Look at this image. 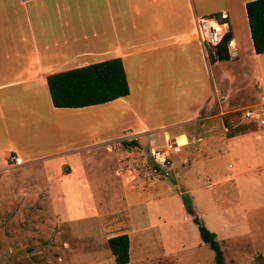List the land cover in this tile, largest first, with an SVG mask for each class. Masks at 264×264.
<instances>
[{
  "label": "crops",
  "instance_id": "1",
  "mask_svg": "<svg viewBox=\"0 0 264 264\" xmlns=\"http://www.w3.org/2000/svg\"><path fill=\"white\" fill-rule=\"evenodd\" d=\"M248 1L251 0H0V172L5 171L6 161L12 167L39 166L46 171L45 176L52 171L59 193L65 198L70 194L67 183L72 179L68 184L77 187L74 179L81 177L82 166L90 164L84 161L87 156L122 151L126 158H135L141 164L156 150L160 138L163 145L168 141L182 145L171 152L177 162L173 161L169 168L156 167L166 171L176 168L174 174L180 176L184 186L181 173L186 170L194 168L195 181L199 180L211 141H219L215 112L227 106L226 99L232 94L227 82L233 81V76L224 73L223 65L233 57L238 64H244L245 58L250 61L259 56L253 52L247 28L244 4ZM236 9L242 13L241 32L228 20ZM201 19L220 25L223 34L230 31L228 60L208 62L214 48L204 47L198 37ZM115 58L121 61L128 95L84 108L52 106L47 76ZM256 67H247L250 81L255 80L264 93V81L256 79L261 72L258 64ZM187 94L196 95L190 112L184 102L182 108H177L179 98ZM162 96L174 102L173 107L161 109L168 117L159 114L149 130L123 135L124 130L133 128L135 103L151 108ZM259 99L264 101V96ZM238 136L244 135H230L222 142L240 141ZM261 140L264 139H257ZM121 142L127 146H121ZM125 149L129 151L125 153ZM232 157L236 165L235 169L228 165L231 173L226 181L235 186L250 165L244 155ZM118 164L112 171L114 184H120L122 178L127 196L145 190L155 192L150 171L144 172L146 179L140 183L135 165L122 164V160ZM127 166L131 169L124 174ZM129 179L134 184L127 182ZM163 185L160 189L167 195ZM188 193L192 191L186 189L181 194ZM149 199L145 200L154 203L155 197ZM191 204L196 208L193 200ZM207 211L217 217L224 215L211 200ZM130 222L128 230L132 232ZM144 228L148 227L137 231ZM240 232H245L242 224L226 236L234 241ZM125 235L130 264V234Z\"/></svg>",
  "mask_w": 264,
  "mask_h": 264
},
{
  "label": "rangeland",
  "instance_id": "2",
  "mask_svg": "<svg viewBox=\"0 0 264 264\" xmlns=\"http://www.w3.org/2000/svg\"><path fill=\"white\" fill-rule=\"evenodd\" d=\"M234 13L228 17L229 23L241 32V12L236 9ZM244 61L247 62L238 64L233 57L223 65L224 73H232L233 81L227 82L232 92L226 99L227 106L218 109L213 119L219 122V141L216 138L211 141L199 180L195 181L194 168L181 173L185 186L180 176L174 174L176 168L163 169L178 161L171 157V152L182 144L172 145L168 141L163 145L159 137L158 150L154 152H167V164L163 168L156 167L152 153L141 164L135 158H126L122 151L91 154L84 158L90 164L79 167L81 177L74 179L77 187L68 184L72 179L67 183L70 194L65 198L59 193L52 171L45 176L46 171H41L39 166L12 167L6 161L5 171L0 172V264H114L106 239L128 230L129 221L132 232L121 234H130V264H214L212 252L201 243L196 227L181 205L179 195L186 189L192 191L186 195L196 203V208L193 207L196 215L209 232L216 234L224 264H264V140L257 141L264 139V126L241 122L239 117L244 108L264 112V101L259 99L264 93L255 80L250 81L247 70V67L256 70L258 64L261 72L256 79L264 81V54L257 56V60L245 58ZM183 102L190 112L196 95L180 97L178 109L184 106ZM139 103V106L135 103L133 128L124 130L125 136L149 130L159 114L167 118L166 111L161 109L173 107L174 102L169 96H162L151 108ZM239 134L244 135L238 136L240 141L222 142L230 135ZM234 155H244L250 165L235 186L226 181L231 173L228 165H234L235 169ZM119 160L122 164L135 165L140 183L146 179L144 172L150 171L155 192L145 190L127 196L122 178L120 184H114L112 171ZM127 169L131 167H125L124 174ZM162 183L169 199L160 189ZM150 197H155L154 203L146 201ZM210 200L224 215L208 214ZM131 205L135 207L131 209ZM240 224L245 232L238 233L234 241L228 239L226 235ZM139 227L149 229L138 232Z\"/></svg>",
  "mask_w": 264,
  "mask_h": 264
},
{
  "label": "trees",
  "instance_id": "3",
  "mask_svg": "<svg viewBox=\"0 0 264 264\" xmlns=\"http://www.w3.org/2000/svg\"><path fill=\"white\" fill-rule=\"evenodd\" d=\"M244 12L253 52L256 55L264 54V0L246 2ZM230 40L231 34L228 30L209 54L208 62L228 60L227 44ZM45 82L54 108H84L108 103L128 95L123 67L118 58L52 74L45 78ZM120 144L123 147L127 146L125 142ZM180 201L184 213L196 227L201 243L212 252L214 264H224L216 235L204 227L186 194L180 195ZM106 246L114 264L128 263V238L125 234L108 238Z\"/></svg>",
  "mask_w": 264,
  "mask_h": 264
},
{
  "label": "built area",
  "instance_id": "4",
  "mask_svg": "<svg viewBox=\"0 0 264 264\" xmlns=\"http://www.w3.org/2000/svg\"><path fill=\"white\" fill-rule=\"evenodd\" d=\"M220 25L212 23L206 19L198 20V37L204 47L215 48L222 36L223 32L220 31ZM251 121L259 126H264V112L257 109H246L241 112V122ZM170 143L173 145L175 142ZM171 146V145H170ZM153 161L160 167L167 164V152H153ZM14 160L13 158H11Z\"/></svg>",
  "mask_w": 264,
  "mask_h": 264
},
{
  "label": "bare ground",
  "instance_id": "5",
  "mask_svg": "<svg viewBox=\"0 0 264 264\" xmlns=\"http://www.w3.org/2000/svg\"><path fill=\"white\" fill-rule=\"evenodd\" d=\"M224 28V27H223ZM176 144H177V142H176Z\"/></svg>",
  "mask_w": 264,
  "mask_h": 264
}]
</instances>
